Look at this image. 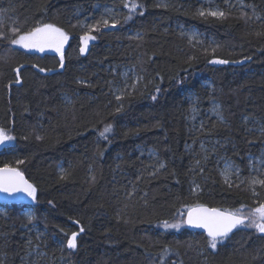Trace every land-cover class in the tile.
I'll use <instances>...</instances> for the list:
<instances>
[{
	"label": "trees",
	"instance_id": "1",
	"mask_svg": "<svg viewBox=\"0 0 264 264\" xmlns=\"http://www.w3.org/2000/svg\"><path fill=\"white\" fill-rule=\"evenodd\" d=\"M133 2L143 7L124 20L121 0H0L9 38L37 22L69 36L63 67L54 50L0 41V127L14 140L0 166L18 167L37 189L35 200L0 205V264H264L255 229L240 226L212 249L184 223L162 225L182 220V205L264 200L249 185L250 157L264 148V0H210L224 18L201 17L204 0ZM104 6L111 16L98 17ZM85 15L120 23L81 53ZM106 124L107 140L98 135ZM225 159L239 168L231 186Z\"/></svg>",
	"mask_w": 264,
	"mask_h": 264
},
{
	"label": "snow or ice",
	"instance_id": "2",
	"mask_svg": "<svg viewBox=\"0 0 264 264\" xmlns=\"http://www.w3.org/2000/svg\"><path fill=\"white\" fill-rule=\"evenodd\" d=\"M227 2V0H226ZM124 8L128 9L129 14L124 16V20L131 19V14L135 12L138 8L143 7V5L133 2V0H121ZM160 6V5H157ZM108 16H111L112 10H106ZM201 17L211 16L214 18H224L226 13L219 9H201L198 11ZM120 23L119 20L112 18L102 17L97 19L95 23L81 24L80 27L84 29L83 34L80 37L81 46L80 52L84 53L87 49L88 42L95 40L96 36L93 33H99L102 29L109 26L116 27ZM13 36L9 38L3 32H0V41H8L11 45H17L25 50L36 49L43 52L46 48L54 50L59 55L60 67L64 66V45L68 41V33L61 27H58L52 23H41L37 22L35 26L31 27L27 31H23L19 28L12 29ZM136 39H141L139 35L135 37ZM193 39L189 36V40ZM211 63L226 64L227 60L214 59ZM33 67H36L35 65ZM20 70L18 67L14 71L16 72V82H20ZM39 71H51V69L40 68ZM159 91V88H157ZM117 100L120 99L119 96L116 97ZM156 97L153 96V99ZM120 109H117L119 111ZM196 109L193 108V111ZM213 111L216 112L217 116L222 120L223 117L218 111V106H214ZM113 133V125L106 124L98 135L100 138L105 140L108 139V134ZM38 139L40 137H37ZM13 137L8 133V130L0 127V144L6 141L12 140ZM207 159V157H205ZM23 161H16V164H22ZM199 161H197V164ZM159 167L163 168L164 165L160 164ZM203 171V170H201ZM233 171L239 173V168H237L233 161L230 159H225V167L221 171V175L224 177L225 183L231 186V177ZM61 178H66L64 169H61ZM94 179V178H93ZM250 189L253 195H256V186L264 188V179L261 178H251L249 180ZM192 189L195 193L197 188ZM0 191L8 194H14L16 192H23L28 197L33 200L36 199L37 189L36 187L29 183L25 178L23 173L18 167H11L5 164L0 167ZM51 203V202H50ZM186 212V217L180 221L169 223L167 220L162 221V225L165 229L169 228H179L181 223L187 224L192 227L204 229L207 233V244L210 248L216 249L218 242L223 241L229 233L240 226L245 228L255 229L258 233H264V200L258 201L255 207L246 208L245 205H241L237 209H228L220 207H208L201 203H193L190 205H182ZM28 219L31 220L32 216L29 215ZM83 231V229H81ZM77 233L72 232L67 238V248L75 249L77 247ZM168 246H165L164 251L167 252ZM163 257H161V260Z\"/></svg>",
	"mask_w": 264,
	"mask_h": 264
},
{
	"label": "rangeland",
	"instance_id": "3",
	"mask_svg": "<svg viewBox=\"0 0 264 264\" xmlns=\"http://www.w3.org/2000/svg\"><path fill=\"white\" fill-rule=\"evenodd\" d=\"M205 1V3H206V7L205 8H203L204 10H207V9H209V8H211V9H218L217 7H215V6H213V5H210L209 4V2H210V0H204ZM103 10H102V12H101V14L98 16V17H101V16H104V15H106V10L107 9H111V8H109V7H106V6H104V8H102ZM112 10V9H111ZM220 10V9H219ZM97 17H95V16H89V15H85V16H83V18L81 19V24H88V23H94L95 21V19H96ZM105 18H107V17H105ZM187 35L188 36H192L193 37V39H197L198 38V36H197V34L194 32V31H190L189 30V32L187 33ZM89 43V42H88ZM88 46V45H87ZM48 49V48H47ZM50 50H52V49H50ZM9 133V132H8ZM10 135H11V133H9ZM12 136V135H11ZM13 137V136H12ZM14 143V140L12 139V140H10V141H6V142H4L3 144H0V149H2V148H6V147H9L10 145H12ZM146 154L148 155V156H155L154 155V152L151 150V149H149V150H147L146 151ZM250 165H251V178H261V179H263V177H264V148L262 149V151H261V154H260V156H258V157H250ZM222 169H221V171L224 169V167H225V161H223V163H222ZM239 178H241V177H239V173H236L235 171H233V175H232V177H231V181H233L234 179L236 180H239ZM250 178V179H251ZM32 200V198H29V200L27 201V202H29V201H31ZM5 210L2 208V207H0V213H3ZM23 215H24V217L26 218V219H28V216L29 215H31V209H29V208H23ZM32 216V215H31ZM183 218H184V216H183ZM33 227H34V224H33ZM32 227V228H33ZM32 230V229H31Z\"/></svg>",
	"mask_w": 264,
	"mask_h": 264
},
{
	"label": "water",
	"instance_id": "4",
	"mask_svg": "<svg viewBox=\"0 0 264 264\" xmlns=\"http://www.w3.org/2000/svg\"><path fill=\"white\" fill-rule=\"evenodd\" d=\"M108 28H111V26H109ZM4 165L0 166V167H3ZM13 167V166H11ZM24 175V178L29 182L31 183V181H29L25 174ZM32 184V183H31ZM30 197H28L25 193L23 192H16L14 194H8V193H4L3 191H0V205H4V206H8V205H20L21 203H25L29 200ZM206 206L208 207H212V206H209L207 204H205ZM184 218L186 217V212L184 213ZM186 226L187 229H189L190 231H198V232H202L204 233L205 236H207V233L205 232L204 229H201V228H196V227H192V226H189L187 224H184ZM234 230V229H233Z\"/></svg>",
	"mask_w": 264,
	"mask_h": 264
}]
</instances>
